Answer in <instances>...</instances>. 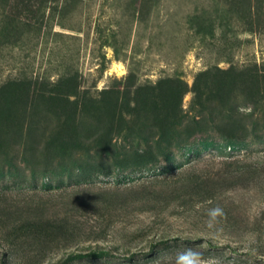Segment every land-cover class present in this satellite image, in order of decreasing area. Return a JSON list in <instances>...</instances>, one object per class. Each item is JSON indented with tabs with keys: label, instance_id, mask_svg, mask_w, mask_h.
<instances>
[{
	"label": "rangeland",
	"instance_id": "1",
	"mask_svg": "<svg viewBox=\"0 0 264 264\" xmlns=\"http://www.w3.org/2000/svg\"><path fill=\"white\" fill-rule=\"evenodd\" d=\"M0 264H264V0H0Z\"/></svg>",
	"mask_w": 264,
	"mask_h": 264
},
{
	"label": "bare ground",
	"instance_id": "2",
	"mask_svg": "<svg viewBox=\"0 0 264 264\" xmlns=\"http://www.w3.org/2000/svg\"><path fill=\"white\" fill-rule=\"evenodd\" d=\"M118 69V68H117Z\"/></svg>",
	"mask_w": 264,
	"mask_h": 264
}]
</instances>
